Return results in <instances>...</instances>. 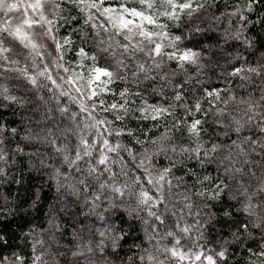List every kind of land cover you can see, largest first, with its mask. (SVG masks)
<instances>
[{
    "label": "clouds",
    "instance_id": "9594fccd",
    "mask_svg": "<svg viewBox=\"0 0 264 264\" xmlns=\"http://www.w3.org/2000/svg\"><path fill=\"white\" fill-rule=\"evenodd\" d=\"M0 264H264V0H0Z\"/></svg>",
    "mask_w": 264,
    "mask_h": 264
},
{
    "label": "snow or ice",
    "instance_id": "6c2138e0",
    "mask_svg": "<svg viewBox=\"0 0 264 264\" xmlns=\"http://www.w3.org/2000/svg\"><path fill=\"white\" fill-rule=\"evenodd\" d=\"M136 15H140L139 13H137ZM124 22V18L123 17H121V23H123ZM129 22H131V21H129ZM65 43H67V40L65 41ZM103 69H98L97 70V72L98 73H103ZM97 79H99L100 77H99V75L96 77Z\"/></svg>",
    "mask_w": 264,
    "mask_h": 264
}]
</instances>
